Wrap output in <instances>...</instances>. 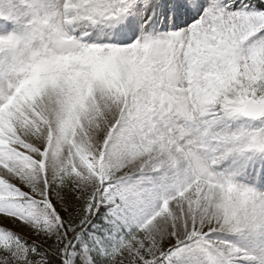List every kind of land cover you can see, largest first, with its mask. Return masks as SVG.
I'll return each instance as SVG.
<instances>
[{
    "label": "snow or ice",
    "instance_id": "obj_1",
    "mask_svg": "<svg viewBox=\"0 0 264 264\" xmlns=\"http://www.w3.org/2000/svg\"><path fill=\"white\" fill-rule=\"evenodd\" d=\"M0 264H264V0H0Z\"/></svg>",
    "mask_w": 264,
    "mask_h": 264
}]
</instances>
